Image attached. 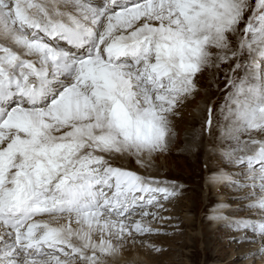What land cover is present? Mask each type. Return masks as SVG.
Returning <instances> with one entry per match:
<instances>
[{"label":"snow or ice","instance_id":"obj_1","mask_svg":"<svg viewBox=\"0 0 264 264\" xmlns=\"http://www.w3.org/2000/svg\"><path fill=\"white\" fill-rule=\"evenodd\" d=\"M206 73L229 124L209 107L184 151L223 190L205 218L264 264V0H0V264L161 253L186 189L157 161Z\"/></svg>","mask_w":264,"mask_h":264},{"label":"rangeland","instance_id":"obj_2","mask_svg":"<svg viewBox=\"0 0 264 264\" xmlns=\"http://www.w3.org/2000/svg\"><path fill=\"white\" fill-rule=\"evenodd\" d=\"M223 79L224 77L221 75L220 80L223 81ZM210 80L211 77L206 73L201 79L200 92L188 101L183 114L187 112L191 114L193 110L200 109L203 102H206L204 107L207 110L211 107V102L214 99L217 101L218 109L222 110L224 108L227 93L223 90L222 85L219 90L216 86L213 100L210 101V95L208 96L206 92L207 90L213 91L211 87L208 89ZM206 93L208 97L205 98ZM205 99L207 100L204 101ZM208 100L209 102H207ZM201 110L203 111V108ZM186 115L184 114L183 119L189 118ZM225 115L222 118L226 120ZM181 121L182 118L177 122L176 131L179 130ZM226 124L227 120L225 121ZM185 128L189 132L194 129L187 122L183 131L177 132L182 138V143L176 145V142L171 153L160 157L157 161L159 179L182 183L186 189L184 195L175 202L174 208H170V212L165 214L171 215L173 220H183V230L177 232L170 227H165L163 229L164 235L152 238L155 245L163 248V251L159 254L150 252L146 246L141 244L140 240L135 245H127L125 251L135 248L142 258L148 257L152 264H262L259 259L256 261H242L240 257L248 251H254L255 247L235 243L229 245L226 230L220 224L213 225L205 218V210L209 209L218 200L223 190L220 188L210 190L205 184L207 170L205 168L206 157L204 152L198 157L197 161L194 160V154L188 153L189 156L181 153L185 143ZM245 137L247 139V136ZM187 158H191V161H194L193 164L187 163ZM144 244H147V241H144ZM126 254L127 257L131 255L128 252ZM153 255L155 259H151Z\"/></svg>","mask_w":264,"mask_h":264},{"label":"bare ground","instance_id":"obj_3","mask_svg":"<svg viewBox=\"0 0 264 264\" xmlns=\"http://www.w3.org/2000/svg\"><path fill=\"white\" fill-rule=\"evenodd\" d=\"M210 87L213 89V91L210 92L209 90H207L206 92L208 93V96L210 95V101H211V99L213 100V96L215 94L214 90H215V87H216L215 84L211 83V80H210V83L208 85V89ZM208 96L204 95L205 98L208 97ZM206 100L207 99H205L204 101H206ZM207 102H209V100ZM205 103L203 102L201 104V108H203V111L200 108V109L193 110L192 111L193 113H191V114L188 113V112L184 113V114H187L188 117H189V118H186V119L185 118L183 119L184 114L182 116V121L180 122V128H179V130H177V132L178 133L182 132L183 128H184V125H186L187 122H189V126L191 128H194L193 131H190V132L187 131L186 128H185V132H184V141H185V143H184V146H185L186 143H190L192 141L194 135L196 133L201 132L202 127H204L206 125V121H207L209 115L207 113L206 107H204ZM211 107L214 108V111H213L214 114L212 113V121H213V125L212 126L216 130V134L219 135V133L221 131L226 129V126L229 124V120L226 119L227 120V124L225 125V121L226 120L222 118V116L225 115V114H222L221 109L217 108V101L215 99L213 100V102H211ZM225 113H226V110H225ZM187 115H186V117H187ZM195 126H197V127L195 128ZM204 135H205V137H207V132L206 131L204 132ZM245 138L246 137L243 136L242 140L245 139ZM181 139L182 138L180 137V134H178V137L176 139V142H177L176 145H180L182 143ZM205 143H207V140H205ZM202 152L203 151H201L198 154H194V160L197 161L198 157L200 155H202ZM181 153L185 154V155H189L187 152L184 151V148L181 149ZM205 157H206V159H208V157L206 155H205ZM188 162L190 164H193L194 161H191V158H187V163ZM213 225H215V224L213 223ZM127 252L131 253V255H129L130 257H127V254H126ZM151 259H155V256L153 255L151 257ZM118 264H152V262H150V259L148 260V257L142 258V256L137 252V250L135 248L134 249L131 248L128 251H125V250L123 251L122 255L120 256V258L118 260Z\"/></svg>","mask_w":264,"mask_h":264}]
</instances>
